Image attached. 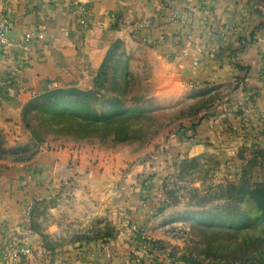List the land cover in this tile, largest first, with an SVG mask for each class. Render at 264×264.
Returning a JSON list of instances; mask_svg holds the SVG:
<instances>
[{
  "label": "crops",
  "instance_id": "1",
  "mask_svg": "<svg viewBox=\"0 0 264 264\" xmlns=\"http://www.w3.org/2000/svg\"><path fill=\"white\" fill-rule=\"evenodd\" d=\"M3 16L13 41L7 56L0 53V133L8 147L34 141L21 119L34 98L56 89L92 90L115 44L130 78L139 79L146 107L168 111L216 98L207 110L174 120L155 141L160 148L135 165L126 149L71 139L51 140L59 146L41 147L27 161H0V264H143L133 253L129 224L157 225L152 241L176 239L169 222L151 212L162 196L156 160H235L245 148L264 146V26L255 32L264 0H0ZM38 31L41 39L24 41ZM252 31L243 50L221 51L239 50V35ZM244 76L242 87L237 78ZM235 164L236 178L242 164ZM101 230L111 237H99ZM14 239L44 256L7 260Z\"/></svg>",
  "mask_w": 264,
  "mask_h": 264
},
{
  "label": "rangeland",
  "instance_id": "2",
  "mask_svg": "<svg viewBox=\"0 0 264 264\" xmlns=\"http://www.w3.org/2000/svg\"><path fill=\"white\" fill-rule=\"evenodd\" d=\"M127 67L128 74L131 76L128 64ZM131 82L129 90L125 94V102L123 103V106L127 109L135 108L141 110L142 114L137 116L135 115L137 113H130L125 117L128 118L125 121H127V126L130 128L127 140L120 141L113 137L104 140L99 138L79 140L68 136L44 134L43 131L36 130L37 121L32 118L35 114H30L29 116L28 114L25 115V109H23L21 118L22 123L23 125H25V123L28 124L37 134V138H34V141L30 143L31 145H28L29 147L27 148L17 147L18 145L15 147H8L12 145H7L3 134L0 133L2 140L4 141L2 147L4 153L1 156L0 161H27L35 156L41 147L50 149L51 146L54 148L59 146L58 143L53 142L54 140L71 139L78 143L81 142L80 144L88 145L89 147L97 146L104 150L120 151L119 149H126V152L132 159L131 165L140 163L143 158L142 156H144L143 154L147 150H151L153 146H158L160 148V145H155V141L159 138V135L167 129V127L172 128L171 125L174 120H183L182 118L184 116L193 115L200 106L197 105L188 108L189 105L183 104L168 111L151 109V105L146 107L147 105L139 100V97L144 96L142 95L143 93H141L142 89H140L141 86L139 84V79L133 80L132 78ZM100 94L111 95V93H108L107 91H101ZM214 96L215 95L213 94L210 97L213 98ZM143 106L147 109L144 110ZM96 107L97 110L102 113V108H104L105 105L98 102ZM106 110L107 109H105V111ZM245 149V153L243 152L245 156L238 153L235 160H227L225 158H221L220 160L219 157L213 156L210 159L203 158L202 160L199 159L192 162H189L188 160V162L185 161L175 165L174 162H163L162 160L159 162L158 160L155 161L153 159L156 167L155 165H152L154 161H144V163L150 162L149 166L152 168L155 167L161 170L158 173L159 175L155 176V178L161 186L162 196L160 195V197L153 202L149 199L154 205V211L152 210L151 212L156 214V221H158V219L162 221L161 218H165V220L169 222V224H167L168 226H165L170 228V235L173 240L176 239L172 241V243L166 245L152 241L154 228H156L157 225L150 222V224H144L143 227L142 225L138 226V224H129L130 226H127V229L130 233L133 253L136 252L138 254L136 255L140 257L138 259L141 260L143 264H185L178 262L177 259L180 256H189L190 254H192L191 258L198 264H249L239 261L231 263L225 260L219 261L212 258L209 259L205 254L200 256L199 254L203 252L204 246V241L202 239V233L204 231L201 230L209 232L214 229L215 231L220 232L221 228L213 227L212 225L207 227L199 224L196 222L197 218L195 217V215H198V212L224 205L227 196V186L236 185L239 182L238 180L242 174V170L245 172L243 178L247 183H262L264 187V158L262 157V154H264V146L261 144ZM145 156L148 155L145 154ZM235 162L239 165L242 164V167L238 170V176L236 178L230 171L232 166H236ZM219 168H225V170L227 168L228 171L224 170V172H219ZM149 176L151 175H148V177ZM140 182H142L141 184H147L148 180L146 177H143ZM115 190L116 193L114 192V200L116 201L118 200L119 192L117 189ZM66 198H69V196ZM161 198H163V200ZM241 210L249 217L256 215L254 209L249 205H243ZM29 213H31L30 210ZM190 217H194L192 218L193 220H188ZM158 222L156 224H158ZM151 229L153 230L151 231ZM104 230H106V228ZM104 230H101L99 234L102 232L105 233ZM223 231L225 232H223V234H225V236H222L223 239L228 238L226 235H232L238 232L232 228H225ZM226 232H228V234H226ZM99 237H102V234ZM11 243L29 247L28 245L18 243L15 239Z\"/></svg>",
  "mask_w": 264,
  "mask_h": 264
},
{
  "label": "trees",
  "instance_id": "3",
  "mask_svg": "<svg viewBox=\"0 0 264 264\" xmlns=\"http://www.w3.org/2000/svg\"><path fill=\"white\" fill-rule=\"evenodd\" d=\"M263 26L264 20L255 32ZM254 38V31L239 35L237 39V43L241 46L239 50L228 46L222 48L221 51L232 56L248 46ZM117 49L118 44H115L107 54L99 74L93 81L92 90L56 89L34 98L25 107L24 114H28V116L35 114L32 118L37 121L36 130H41L44 134L68 136L79 140L91 138L104 140L110 137L120 141L127 140L130 128L125 121L128 118L125 117L130 113H137L135 115L138 116L142 114V111L127 109L123 106L131 79L128 74L127 63L121 61ZM235 68L240 69L238 66ZM237 79L242 85L246 76ZM101 91L110 92L111 95L100 94ZM215 98L216 95L199 103L200 107L192 116L197 115L202 109L207 110ZM98 102L105 105L102 108V113L97 110L96 104ZM105 109L107 110L105 111ZM25 127L30 130L33 139H36L37 134L29 125L25 123ZM194 127L192 126V129ZM3 144L4 141L0 136V158L4 153ZM262 157L264 158V154ZM241 173L236 185L227 186L224 205L198 212V215H195L196 222L199 224L221 228L220 232L214 229L209 232L201 230L204 231L202 233L204 246L203 252L199 255L205 254L209 259L225 260L231 263L239 261L249 264H264V187L262 183H247L243 178L245 172L242 170ZM243 205L251 206L256 215L249 217L241 210ZM192 218L190 217L188 220H193ZM225 228H232L238 232L226 235L228 238L223 239ZM111 235V231L109 234L105 232L102 237H111ZM191 256L192 254L180 256L177 260L185 264H198Z\"/></svg>",
  "mask_w": 264,
  "mask_h": 264
},
{
  "label": "built area",
  "instance_id": "4",
  "mask_svg": "<svg viewBox=\"0 0 264 264\" xmlns=\"http://www.w3.org/2000/svg\"><path fill=\"white\" fill-rule=\"evenodd\" d=\"M79 18L83 26H86L87 16L86 10L82 6L78 8ZM11 29V22L10 20L3 16L0 18V53L1 55L7 56L11 49L13 48V41L8 37ZM43 37L42 32H35V33H27L24 35V41H27L32 38L41 39ZM31 208H28V211ZM8 255L7 260L15 261L19 259V257H25L32 260H37L41 256H43L44 251L42 250H34L32 248L26 246H20L10 243L8 248Z\"/></svg>",
  "mask_w": 264,
  "mask_h": 264
}]
</instances>
